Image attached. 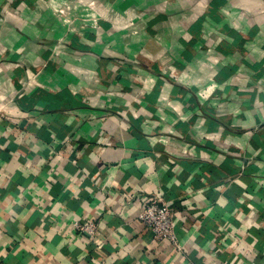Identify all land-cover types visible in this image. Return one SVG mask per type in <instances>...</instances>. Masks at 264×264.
<instances>
[{"label":"crops","instance_id":"crops-1","mask_svg":"<svg viewBox=\"0 0 264 264\" xmlns=\"http://www.w3.org/2000/svg\"><path fill=\"white\" fill-rule=\"evenodd\" d=\"M190 262L264 264V0H0V264Z\"/></svg>","mask_w":264,"mask_h":264},{"label":"built area","instance_id":"built-area-1","mask_svg":"<svg viewBox=\"0 0 264 264\" xmlns=\"http://www.w3.org/2000/svg\"><path fill=\"white\" fill-rule=\"evenodd\" d=\"M137 217L144 227L152 233V242L169 241L177 249H181L180 240L176 234V224L179 219L173 211L171 201H163L161 193L143 195ZM73 227L80 235L92 239L97 231V222L93 219H75ZM187 264H196L193 262Z\"/></svg>","mask_w":264,"mask_h":264}]
</instances>
